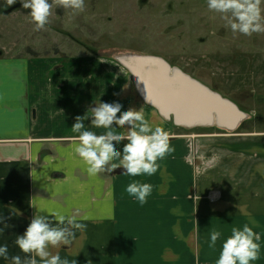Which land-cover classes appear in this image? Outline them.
<instances>
[{
  "label": "crops",
  "instance_id": "0c3cea01",
  "mask_svg": "<svg viewBox=\"0 0 264 264\" xmlns=\"http://www.w3.org/2000/svg\"><path fill=\"white\" fill-rule=\"evenodd\" d=\"M51 56L0 58V213L7 216L10 206L24 211L0 235L10 255H25L15 239L30 221L35 209L29 204L35 202L50 212L78 211L87 227L58 250L78 264H215L223 239L244 223L261 236L259 258L252 264H264L263 117L242 132L219 134L185 131L150 115L169 132L175 148L158 161V171L132 177L117 168L109 175H92L74 152L78 134L71 131L75 117L91 102L99 98L142 107L144 113L162 111L124 89L115 73L106 77L101 59L78 54L54 65L58 61ZM225 100L201 111L233 113L231 100ZM85 127L106 131L91 125L90 118ZM133 180L153 185L143 205L125 191ZM213 228L223 233L215 249L207 243ZM0 264L8 262L0 258Z\"/></svg>",
  "mask_w": 264,
  "mask_h": 264
},
{
  "label": "rangeland",
  "instance_id": "374dc122",
  "mask_svg": "<svg viewBox=\"0 0 264 264\" xmlns=\"http://www.w3.org/2000/svg\"><path fill=\"white\" fill-rule=\"evenodd\" d=\"M29 12L20 0L0 9V58L52 54L54 65L78 54L101 59L106 77L115 73L143 99L136 81L145 83L146 101L162 111L146 118L185 131L233 134L264 118V32L233 33L207 0H85L83 12L54 3L39 31ZM215 97L218 106L230 99L234 114L203 113Z\"/></svg>",
  "mask_w": 264,
  "mask_h": 264
},
{
  "label": "clouds",
  "instance_id": "9594fccd",
  "mask_svg": "<svg viewBox=\"0 0 264 264\" xmlns=\"http://www.w3.org/2000/svg\"><path fill=\"white\" fill-rule=\"evenodd\" d=\"M16 2L17 0H3L0 9ZM20 2L25 9H30L28 14L36 31L44 29L49 23L54 3L73 12H83L85 9V0ZM262 4L264 0H207L208 9L224 14L223 18L228 21L233 33L244 35L264 32ZM130 86V83L126 84L124 89ZM136 89L144 95L145 101L150 100L146 96V85L143 81H136ZM89 118L91 125L106 131L98 134L86 128L85 120ZM71 131L78 134L74 152L88 166L87 171L92 175H109L115 169L122 168V173L128 176H152L160 168L158 161L175 151L166 129L146 118L142 107L125 108L121 101L107 102L97 98L83 115L75 117ZM125 191L143 205L152 194L153 185L133 180L126 186ZM29 207L35 211L23 233L17 234L15 239V245L25 255H10L7 243H3L0 244V258L8 264H78L77 260L61 257L58 251L73 243L76 230L87 227L80 222L78 211L72 214L50 212L35 202L30 203ZM23 215V210L11 206L7 216L0 213V235L13 227L8 221ZM222 236L220 229L213 228L209 233L208 247L215 249ZM260 239V234L254 231L250 223L232 227L231 235L222 241L215 264H252L259 258Z\"/></svg>",
  "mask_w": 264,
  "mask_h": 264
},
{
  "label": "water",
  "instance_id": "95a60500",
  "mask_svg": "<svg viewBox=\"0 0 264 264\" xmlns=\"http://www.w3.org/2000/svg\"><path fill=\"white\" fill-rule=\"evenodd\" d=\"M217 100H219L218 97H215V101H217ZM216 103H217V102H216ZM218 103H219V101H218Z\"/></svg>",
  "mask_w": 264,
  "mask_h": 264
}]
</instances>
